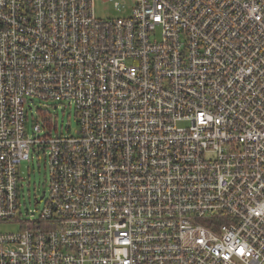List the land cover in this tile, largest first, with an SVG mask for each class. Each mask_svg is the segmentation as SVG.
Returning <instances> with one entry per match:
<instances>
[{
    "label": "built area",
    "instance_id": "obj_1",
    "mask_svg": "<svg viewBox=\"0 0 264 264\" xmlns=\"http://www.w3.org/2000/svg\"><path fill=\"white\" fill-rule=\"evenodd\" d=\"M129 9L0 0V264H264V0ZM34 100L76 133H27ZM32 146L49 188L22 212Z\"/></svg>",
    "mask_w": 264,
    "mask_h": 264
},
{
    "label": "rangeland",
    "instance_id": "obj_2",
    "mask_svg": "<svg viewBox=\"0 0 264 264\" xmlns=\"http://www.w3.org/2000/svg\"><path fill=\"white\" fill-rule=\"evenodd\" d=\"M114 1L124 4V8L114 7ZM134 0H94V11L100 18L126 17L131 12ZM76 108L73 104L65 102L38 101L29 102L26 106V129L27 133L34 135L33 125L44 124V118H52L56 122V129L51 134L62 133L74 134L78 128ZM46 113V114H43ZM18 202L22 212L40 211L44 204L42 192L49 188V166L48 155L43 149L32 146L29 161H23L19 165L18 174ZM36 199L39 201L37 202ZM20 227L17 223L0 222V232L16 231Z\"/></svg>",
    "mask_w": 264,
    "mask_h": 264
},
{
    "label": "trees",
    "instance_id": "obj_3",
    "mask_svg": "<svg viewBox=\"0 0 264 264\" xmlns=\"http://www.w3.org/2000/svg\"><path fill=\"white\" fill-rule=\"evenodd\" d=\"M43 114H46V113H43ZM45 119V118H44ZM48 120H50V118L48 119ZM47 119H46V121H48Z\"/></svg>",
    "mask_w": 264,
    "mask_h": 264
}]
</instances>
